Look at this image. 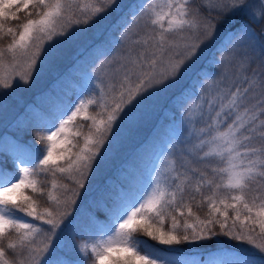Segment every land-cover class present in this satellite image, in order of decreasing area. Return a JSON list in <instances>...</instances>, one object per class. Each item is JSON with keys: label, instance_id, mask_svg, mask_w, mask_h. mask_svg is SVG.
Wrapping results in <instances>:
<instances>
[{"label": "snow or ice", "instance_id": "obj_1", "mask_svg": "<svg viewBox=\"0 0 264 264\" xmlns=\"http://www.w3.org/2000/svg\"><path fill=\"white\" fill-rule=\"evenodd\" d=\"M109 16L114 54L0 166V264H197L179 246L217 236L251 251L203 264H264V0H0V89ZM168 94L180 126L147 182L98 203L87 241L63 243L126 124Z\"/></svg>", "mask_w": 264, "mask_h": 264}, {"label": "trees", "instance_id": "obj_2", "mask_svg": "<svg viewBox=\"0 0 264 264\" xmlns=\"http://www.w3.org/2000/svg\"><path fill=\"white\" fill-rule=\"evenodd\" d=\"M142 2L143 0H135L131 3L139 4ZM19 16L20 20L13 22L14 24H19L24 19L25 13L22 11L19 13ZM115 23L116 18L113 16L112 20H110L108 29L101 36L99 42L90 46L85 53L77 57L74 61L75 63L72 64V69L77 65L80 68L76 70H81L84 66H86L85 68H89L92 64L98 62V57L111 50L109 42L112 39L113 26ZM4 43H6V41ZM64 70L66 71V69ZM72 77L78 79L77 75ZM82 78H84V76ZM79 85L82 88L84 87L82 82H80ZM81 90L77 89L73 84L66 83L61 87V94L59 97L51 93L45 95L46 93L40 91L37 94L38 100L34 102L36 106L31 111L28 110L27 107L34 101V99L31 100L32 95L23 92L18 102L7 101L4 103L5 96L1 98L0 161L6 160L7 162L0 166L6 167L10 171L12 170L11 156L13 151L8 148V143L10 141L18 144H31L36 133L35 131H28L30 124L56 111L58 108L68 103L69 100H75L77 94L80 93ZM3 93H7L6 89H0V95ZM8 104L11 106L8 107ZM156 110L157 109L154 108L151 114H157L159 116L154 121L153 126L149 127L147 131H140L137 130L136 127L132 128V126L129 127L126 124L119 139L114 143L112 150L119 149L124 144H129V154L120 159L117 158L112 164H104L97 172L96 182L93 188L90 190L84 203L80 204L79 212L74 213L75 220L73 224L69 229L65 230L63 243L74 248L76 245L87 241L91 232V224L96 221L103 223L106 220L105 213H97V204L107 201L110 196L114 195L115 192H119L122 188L127 190L129 187H139L138 183L143 179L145 173L146 163L143 165V154L146 153L148 148L154 146L157 141L162 140L166 144L165 150L171 143L175 142L179 128L178 120L180 119V115L176 111V105L173 102L172 96L163 95L160 108L158 111ZM76 123L84 124V131H87V124L89 122L78 119ZM112 155L115 157V154L110 152L107 159ZM113 160V158H109V163ZM108 179L111 182L110 184H106ZM205 211L206 209H201L199 210V214L203 216ZM136 238L144 241L151 247L158 249L165 248V246L157 244L155 241L150 240L142 234H137ZM221 241H223V244L220 243ZM179 247L181 251L175 253V255L179 258L195 261L197 264H203V262L208 259L220 258L219 256L214 257V254L216 255L220 251H231L234 254L251 251L248 245H241L224 236L214 237L212 240L201 242V244L198 245H181ZM165 254L169 253L165 252ZM220 255L221 257L226 256L227 253H221ZM81 259L83 260V264H95L94 259H90L89 257H81ZM256 259H258V257Z\"/></svg>", "mask_w": 264, "mask_h": 264}, {"label": "rangeland", "instance_id": "obj_3", "mask_svg": "<svg viewBox=\"0 0 264 264\" xmlns=\"http://www.w3.org/2000/svg\"><path fill=\"white\" fill-rule=\"evenodd\" d=\"M135 0H120L123 4H129L134 2ZM113 16H109L106 20L101 21L95 27L83 26L82 28H74L70 29L73 33L71 38L61 37L58 39L64 40L65 42L59 46L57 49L56 55L54 57H50L47 61L44 62L43 65L39 67V72L33 75V79L28 85H24L20 83L19 87H15L13 89H6L7 93H3L0 95V99L4 96V103L7 101H20L19 98L25 92L28 95H32L31 100L34 101L27 107L28 110H33L35 108L34 102L38 100V92L43 91L48 95L51 93L56 95V97L61 94L60 90L63 85L66 83H70L75 85V87L81 90V86L79 85L80 82L85 86L87 85V76L92 75L94 73L93 64L89 68H82L81 70H76L80 68L78 65L72 69V64L75 63V59L86 52L95 43H98L101 36L105 33L108 29L110 20H112ZM47 47V45L45 46ZM109 55L104 58H110L111 54H114L113 50L111 49ZM102 56V55H101ZM100 56V57H101ZM101 60L99 59L95 65H99ZM86 65V64H84ZM66 69V71L64 70ZM64 70V72H63ZM63 72V73H62ZM74 72V73H73ZM77 75L78 79H74L72 76L75 77ZM84 76V78H82ZM171 95V94H168ZM163 100V95L159 96L158 98L154 99L152 103L143 107L135 116L129 121L127 124L129 127L132 128L136 127L137 130L140 131H147L149 127H152L154 121L157 119L159 115L151 114V111L156 108L158 111L160 105ZM11 105L8 104V107ZM24 107V104H23ZM8 111V110H7ZM178 125L180 126V119L178 120ZM168 130V127H167ZM9 149L11 151L14 150V147L18 145L13 141L9 143ZM129 144L122 145L121 148L112 150L111 152L114 155L110 156L109 158H113L114 160L109 163V158L106 159L105 165H109L114 163L117 158H122L129 154ZM166 144L160 140L157 141L154 146L148 148L145 154H143V165L145 164V173L143 179L138 183V186L141 187L143 184L147 182L152 169L156 166L159 160L160 153L165 151ZM110 180L108 179L106 184H110ZM221 253L234 254L231 251H220L214 257H221ZM212 257V256H210Z\"/></svg>", "mask_w": 264, "mask_h": 264}]
</instances>
